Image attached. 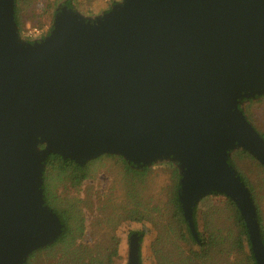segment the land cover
<instances>
[{"label":"water","instance_id":"obj_1","mask_svg":"<svg viewBox=\"0 0 264 264\" xmlns=\"http://www.w3.org/2000/svg\"><path fill=\"white\" fill-rule=\"evenodd\" d=\"M52 26L29 44L13 0H0V264H22L60 234L41 191L50 155L178 163L193 238L197 203L226 195L264 264L256 210L227 164L242 148L264 165L263 139L236 110L264 95V0H122L95 18L62 7ZM127 264H139L135 234Z\"/></svg>","mask_w":264,"mask_h":264},{"label":"trees","instance_id":"obj_2","mask_svg":"<svg viewBox=\"0 0 264 264\" xmlns=\"http://www.w3.org/2000/svg\"><path fill=\"white\" fill-rule=\"evenodd\" d=\"M29 1L13 0V20L17 35L34 44L50 34L53 24L45 35L33 40L25 38L24 15L32 25L41 26L40 17L26 6ZM80 1L90 7L98 0ZM121 1L108 2L107 8L92 18L109 12ZM56 6L54 17L62 7L78 13L73 0H63ZM263 98L264 95L239 99L236 110L264 141V133L248 113L249 105ZM44 147L38 145L39 150ZM228 154L227 164L247 189L256 210L264 245L257 198V192L264 188V165L242 148ZM242 161H250L262 176L251 182L244 174ZM180 180L179 164L171 160L139 167L119 155H102L79 166L50 155L43 163L41 191L44 207L60 223V234L31 251L22 264H113L120 258L116 231L125 222L152 224L155 232L150 248L156 264H256L246 223L226 195L209 194L197 203L192 211L197 240L193 238L179 202ZM140 246L139 238L142 264ZM239 256L242 260L238 263Z\"/></svg>","mask_w":264,"mask_h":264},{"label":"rangeland","instance_id":"obj_3","mask_svg":"<svg viewBox=\"0 0 264 264\" xmlns=\"http://www.w3.org/2000/svg\"><path fill=\"white\" fill-rule=\"evenodd\" d=\"M63 0H30L26 6L27 8L33 9L35 13L40 17L41 26L37 27L32 25L30 22L26 21V16L24 15L25 26L23 29L24 33L29 29H49V27L53 24L54 20V10L56 9V4L62 2ZM76 6L78 13L84 18H92L96 15H99L103 10L107 8V3L111 1L117 0H98L94 6H87L83 4L80 0H73ZM27 10V9H26ZM248 113L253 117V122L257 126V129L264 133V98L260 101L254 102L249 105ZM248 105L245 107H249ZM244 162V169L248 172L244 171L246 177L252 182L251 179L260 178L262 175L257 170V168L250 161H242ZM241 164L240 162L238 163ZM242 165V164H241ZM242 168V166H241ZM248 168V169H247ZM243 169V168H242ZM102 183L103 180H101ZM259 193L258 198V207L261 213L262 225L264 226V188ZM256 193V194H257ZM139 232L142 234L143 239L141 242L140 250H141V262L142 264H156V260L150 248L151 241L154 238V227L149 222L142 223H129L125 222L121 226L118 227L116 231V235L119 240L120 248H119V256L120 258L115 260L113 264H127L128 259V250H129V237L133 232ZM240 257V256H239ZM233 259H231L232 261ZM235 260V259H234ZM241 257L238 259L241 261ZM230 262L229 264H231Z\"/></svg>","mask_w":264,"mask_h":264},{"label":"built area","instance_id":"obj_4","mask_svg":"<svg viewBox=\"0 0 264 264\" xmlns=\"http://www.w3.org/2000/svg\"><path fill=\"white\" fill-rule=\"evenodd\" d=\"M49 30V29H48ZM47 29L39 30V29H29L24 33V37L27 39H37L43 35H45L48 32Z\"/></svg>","mask_w":264,"mask_h":264},{"label":"flooded vegetation","instance_id":"obj_5","mask_svg":"<svg viewBox=\"0 0 264 264\" xmlns=\"http://www.w3.org/2000/svg\"><path fill=\"white\" fill-rule=\"evenodd\" d=\"M133 234H135L138 238H140V240H141V242H142V239H143V236H142V234H140L139 232H133L131 235H133ZM130 235V236H131ZM130 238V237H129ZM128 245H129V242H128ZM128 253H129V250H128Z\"/></svg>","mask_w":264,"mask_h":264}]
</instances>
